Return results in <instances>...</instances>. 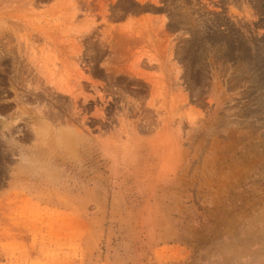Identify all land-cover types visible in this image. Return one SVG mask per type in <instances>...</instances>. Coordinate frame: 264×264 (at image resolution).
Returning a JSON list of instances; mask_svg holds the SVG:
<instances>
[{
	"label": "rangeland",
	"instance_id": "rangeland-1",
	"mask_svg": "<svg viewBox=\"0 0 264 264\" xmlns=\"http://www.w3.org/2000/svg\"><path fill=\"white\" fill-rule=\"evenodd\" d=\"M0 264H264V0H0Z\"/></svg>",
	"mask_w": 264,
	"mask_h": 264
}]
</instances>
